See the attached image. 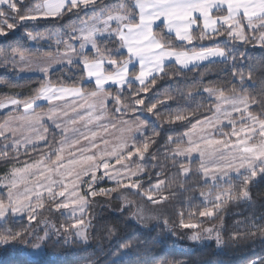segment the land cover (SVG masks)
<instances>
[{"label":"snow or ice","instance_id":"6c2138e0","mask_svg":"<svg viewBox=\"0 0 264 264\" xmlns=\"http://www.w3.org/2000/svg\"><path fill=\"white\" fill-rule=\"evenodd\" d=\"M82 15L87 19H81ZM74 17L78 24L57 25L62 31L55 33V54L37 59L23 54L31 47L27 42L45 37L32 31L19 36L21 30L41 20L72 22ZM17 38L25 42L11 46L19 53V62L42 75L27 99H0V110L9 112V118L0 123V160H18L22 146L24 155L29 147L47 149L40 160L14 167L0 178V247H11L19 264H65L60 259L63 253H49L48 245L51 242L55 249L63 240L67 247L69 237L86 245L92 226L89 210L97 203L96 197L109 198L107 203L122 200L119 213L123 215L133 205L129 193L153 206L169 203L174 193L166 196L164 192L177 175L187 179L196 174L205 184L211 182L212 188L223 183L231 188L235 176L239 181L235 192H218L214 199H209L211 192H201L211 206L198 214L213 218V209L219 211L229 199L249 200L248 185L257 176L264 180V87L239 94L256 88L246 46L258 43L264 50V0H124L117 4L105 0H0V40ZM215 64L226 66L232 95H225L223 88L205 87L185 96L178 85L180 78L190 73L203 77ZM0 67L15 71V55L0 61ZM58 70L68 75L55 78ZM162 82L168 83L164 92L160 91ZM173 84H177L178 96L169 91ZM204 93L209 101L206 112L199 111L204 104L193 109L179 103L180 99L194 101ZM39 101L47 103L46 110ZM21 108L20 115H11ZM174 125L192 127L180 137L169 136L163 145L165 161L171 160L177 168L166 181L159 177L166 175L167 164L161 172L150 174L141 162L156 159L163 133L174 131ZM197 128L199 133L194 136ZM194 155L198 159L195 169L191 166ZM106 183L110 186L101 187ZM46 204L54 205L70 223L57 228L38 219L42 210H52ZM184 215L178 213V227L196 230L198 224L185 223ZM132 216L142 221L143 209L138 206ZM193 218L189 212L188 219ZM39 224L45 227L38 229ZM163 224L169 227L168 220ZM250 228L264 235V225L251 224ZM136 231L144 234L143 228ZM204 231L211 239L214 230ZM134 235L114 239L116 255L108 253V264H138L131 258L134 245L129 240ZM188 239L199 242L203 238L193 231ZM215 239L218 246L222 244L218 232ZM197 247L192 245L190 250ZM74 251L86 252L87 247ZM248 264H264V255H256Z\"/></svg>","mask_w":264,"mask_h":264},{"label":"trees","instance_id":"16d2710c","mask_svg":"<svg viewBox=\"0 0 264 264\" xmlns=\"http://www.w3.org/2000/svg\"><path fill=\"white\" fill-rule=\"evenodd\" d=\"M42 0H29V3H39ZM124 2V0H105L106 4H117ZM92 13H89L91 15ZM81 19H87L85 16H81ZM79 23L73 18L72 22L67 20L47 23L43 20L39 21L38 25L29 27L26 30H21L18 34L22 36L25 31H32L40 33L45 37L39 41H29L23 54L26 57L38 58L46 55L49 52L55 54V33H60L62 29L58 27V24H64L66 27L69 23ZM51 35V38L48 37ZM16 43H25L24 41L17 39L2 41L0 40V61L5 60L8 57L15 55L19 57L18 52H14L13 45ZM51 45V47H49ZM247 47V56L249 63L253 66V80L252 83L256 85L255 89L249 88L245 93L248 94L258 92L260 88L264 87V75L261 74L264 71V50L256 47V44H249ZM63 50V49H61ZM240 51H244L241 48ZM245 75H248V69H244ZM68 73H62L57 71L55 78L63 79ZM39 76H21L18 72L8 68L0 67V99L6 98H19L27 99L34 94L38 83H40ZM55 78L53 83H55ZM202 80V82H200ZM179 88L184 92L185 96L189 93L196 94L202 92L205 87H211L216 89H225V95H232L231 92V77L226 71V66L222 64H215L209 67L208 71L203 77H195L193 74H188L186 77H181L178 81ZM177 84H173V89L169 90L174 96H178L175 91ZM168 89V83L162 82L160 88L161 92ZM180 104H190L191 108L195 109L197 104H204L205 107L199 109V111H207L208 98L203 95L196 96L194 101L179 100ZM176 105H173L175 110ZM189 109L186 107L185 111ZM166 111V110H165ZM9 116V113L0 115V123ZM203 119V117H201ZM196 121L193 120V124ZM191 125H174L173 130H168L163 133V139L160 141L162 147L156 153V159L146 158L143 163L144 171L147 173L161 172L162 166L167 164L166 175H162L159 179L167 181L169 177H172L177 172V168L172 166V161H165L164 157L167 153V149L163 147L165 141L169 136L180 137L184 132L191 129ZM227 130V129H226ZM184 145V144H182ZM181 145V146H182ZM175 148L176 145H171ZM47 151L46 148H40L33 151L28 149V155H24V151H20L19 159H10L8 162L0 160V176L12 166H19L32 161L40 160L42 152ZM14 154L9 153L12 157ZM147 157V154H146ZM157 165V167H153ZM193 169L198 167V161H194L191 165ZM145 177V181H147ZM153 183L156 182V177L153 176ZM110 184H102L101 187H109ZM149 185L145 182L144 187ZM239 187V181L233 178L232 187L223 183L218 188H212L211 184H205L203 180L196 174L191 175L189 178L177 175L175 181L171 187L166 189L164 195L168 196L169 193L174 195L169 196V203L159 206L164 210L165 218L168 220L169 227L165 228L163 221H156L150 224H143L133 219L129 212L121 215L119 209L122 205L121 200H111L110 203L106 201L109 198L96 197L97 203H93L88 218L92 220V226L88 230L87 244H83L77 241L74 237H69L71 243L65 247L63 240L59 245L55 246L50 242L48 245V252L52 251L62 252L60 257L65 264H108L111 257L108 253L111 251L113 255L116 252L113 249V241L116 237L124 236L129 233H135L129 240L134 245L132 260L138 261V264H165L166 261L178 260L185 261L187 264H248V262L255 258L256 255H264V235H261L259 231H255L250 228L251 224L264 225V180L259 176L248 185L250 199L244 200H231L221 205L219 211L214 210V217L208 220H203V217L199 216V211L204 210L206 205L200 200L199 195L201 192L215 193L216 191L235 192ZM128 200H134L138 202H145L138 196L128 194ZM46 208H51V211L42 210V217L38 219H46L50 224L56 225L57 228L61 224L70 223L59 212L55 211L54 205L46 204ZM184 212L185 223H197L198 226H217L219 229L220 239L222 244L219 248H215L213 245H205L197 248L195 251H191L188 248H182L175 244L174 233L181 230L178 227L179 216L178 213ZM192 212L194 218L190 221L188 219V213ZM131 219L132 223L128 221ZM38 229H43V224L36 225ZM143 228L144 234H140L136 231V228ZM171 229V231H169ZM239 232L237 238H233L234 234ZM255 234H252V233ZM43 232H41V235ZM55 240V237H53ZM87 247L86 252H80L77 254L75 249ZM55 259V257H51ZM19 256L12 248L0 247V264H19ZM48 259V257H45Z\"/></svg>","mask_w":264,"mask_h":264},{"label":"rangeland","instance_id":"374dc122","mask_svg":"<svg viewBox=\"0 0 264 264\" xmlns=\"http://www.w3.org/2000/svg\"><path fill=\"white\" fill-rule=\"evenodd\" d=\"M256 47L260 48L258 43H256ZM32 59H37V58H32ZM16 61H17V69L15 71L18 72L19 75H21V76H39V77H41L42 74L39 73L38 71H36L34 68L32 70H29L26 65L20 63L19 62V57H16ZM21 69H23V70H21ZM204 94L207 97V93H204ZM38 104L40 105V107L44 108L45 110L48 107L47 103L44 102V101H39ZM22 112H23V109L21 108L19 112H12L11 115H17L18 116ZM6 113H9V112L7 110H0V115L6 114ZM8 118H9V116L6 119H8ZM224 130L225 131H230V129H228V128H225ZM198 133H199V128H197L193 132V135L196 136ZM28 134H30V133H28V132L24 133V135H28ZM184 146H186V145H182L181 147H184ZM101 147H103V145H101ZM20 151H24V147L23 146L21 147ZM193 160L194 161H198V159L196 158L195 155L193 157ZM23 165L10 167L4 173V175L0 176V178L5 177V175L9 173L10 169H12L14 167H22ZM49 167H51V165H49ZM54 178H56V177H54ZM233 178H235V176ZM107 184H110V183H107ZM209 184H211V182H209ZM21 187H23V186H21ZM209 192H211V191H209ZM209 192H206V193H209ZM218 192H226V191H216L215 193L211 192V196H209V199H214L215 194L218 193ZM199 198L203 202L204 205H206L208 207L211 206V205H207L206 204V201H205L204 197L199 195ZM131 201L133 202V205H132V208H131V211L129 212V214L131 215V217L133 219L137 220L135 217L132 216V213H134V212H136L138 210V206L143 209L144 219L142 221H138L137 220L138 222L143 223V224H150V223H154L156 221L164 220V218H165L164 210L162 208H160L159 206H153L152 204L148 203L147 201H145V202H138V201H134V200H131ZM121 202L123 203L122 200H121ZM214 210L215 209H213V211ZM150 217H156V218H150ZM202 219L203 220H208V219H211V218L203 217ZM208 228H212L214 230L213 233H212V238L211 239L208 238L206 232L204 231L205 229H208ZM193 231L199 232L203 239L201 241H199V242L190 241L188 239V237L193 234ZM217 232L219 233L218 227L217 226H210V225L198 226V228L196 230L182 229L181 228V230H179L178 232L174 233V237H175L174 241H175V244L177 246L182 247V248H188V249H190V246L197 245V244L199 245V247H202V246H205V245H213L215 248H219L220 245L219 246L217 245L216 239H215V236H216ZM87 240H88V237H87ZM199 247H197V248H199Z\"/></svg>","mask_w":264,"mask_h":264},{"label":"crops","instance_id":"0c3cea01","mask_svg":"<svg viewBox=\"0 0 264 264\" xmlns=\"http://www.w3.org/2000/svg\"><path fill=\"white\" fill-rule=\"evenodd\" d=\"M32 162H34V161H32ZM32 162H29V163H32Z\"/></svg>","mask_w":264,"mask_h":264}]
</instances>
